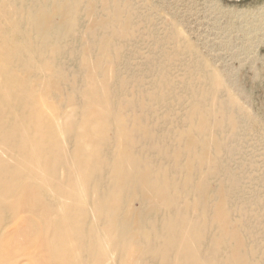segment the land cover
I'll list each match as a JSON object with an SVG mask.
<instances>
[{"label":"bare ground","instance_id":"1","mask_svg":"<svg viewBox=\"0 0 264 264\" xmlns=\"http://www.w3.org/2000/svg\"><path fill=\"white\" fill-rule=\"evenodd\" d=\"M132 2L0 0V264H264L249 115L176 29L131 64Z\"/></svg>","mask_w":264,"mask_h":264},{"label":"rangeland","instance_id":"2","mask_svg":"<svg viewBox=\"0 0 264 264\" xmlns=\"http://www.w3.org/2000/svg\"><path fill=\"white\" fill-rule=\"evenodd\" d=\"M132 3L137 15L134 22L138 32L127 39V44L129 49L134 48L138 53L130 56L131 64L144 63L152 52L153 39L162 38L171 29H176L181 39L193 46L198 57L200 59L203 57L202 60L207 62L215 73H220L225 84L228 81L226 88L229 86L236 99L238 97V104L249 115L250 122L239 132L242 145L239 158L235 161L239 160V163L246 165L253 161L255 167L252 169L247 167V178L244 182L246 184L248 179L257 177L251 184L249 182L250 187L263 194L264 189H259L258 186L259 181L264 179V35L261 41L255 36L252 37V34L251 38L246 37L241 29L243 20L237 16L240 11H253L263 6L264 0H133ZM145 15L152 17L153 25L144 26L141 17ZM243 36L245 39H242ZM248 39L252 42H248ZM244 45H247L248 49L246 46L244 48ZM241 47L244 50L240 49ZM188 61L189 57L183 53L171 64L170 73L176 82L188 75L186 71ZM192 75L196 83H204L205 76L203 73L200 74L198 69ZM219 95L225 98L224 93ZM187 108L186 101L175 106L174 110L180 114ZM248 146L256 150H251ZM135 205L137 208V204ZM261 261L264 262V256L261 257Z\"/></svg>","mask_w":264,"mask_h":264}]
</instances>
